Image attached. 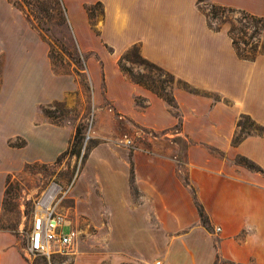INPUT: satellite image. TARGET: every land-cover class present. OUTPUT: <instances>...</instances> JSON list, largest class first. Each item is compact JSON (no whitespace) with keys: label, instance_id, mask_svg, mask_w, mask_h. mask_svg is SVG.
Wrapping results in <instances>:
<instances>
[{"label":"crops","instance_id":"0c3cea01","mask_svg":"<svg viewBox=\"0 0 264 264\" xmlns=\"http://www.w3.org/2000/svg\"><path fill=\"white\" fill-rule=\"evenodd\" d=\"M63 2L78 51L95 54L101 63L86 67L93 107L100 110L104 101L119 119L152 134L148 148L95 146L66 193L73 215L108 235V264H264V175L235 163L244 157L264 172V137L232 144L240 116L264 127V56L240 59L229 28L212 29L201 0ZM204 2L264 17V0ZM94 5L101 8L97 26L86 12ZM133 46L143 59L204 95L174 87L175 114L162 98L121 73L116 60ZM42 49L25 12L0 0L2 86L14 89L15 111L22 106L17 102L31 95L33 79L37 98L41 92L63 100L79 89L45 63L33 64V51ZM109 51L113 66L106 64ZM22 137L40 150L34 159L49 163L66 151L73 128L43 122ZM5 252L0 245V264Z\"/></svg>","mask_w":264,"mask_h":264},{"label":"rangeland","instance_id":"374dc122","mask_svg":"<svg viewBox=\"0 0 264 264\" xmlns=\"http://www.w3.org/2000/svg\"><path fill=\"white\" fill-rule=\"evenodd\" d=\"M6 1L16 4V7L25 12L33 31L43 42L42 53L40 50H35L32 53L33 64L45 63L52 74L61 78H70L79 85V89L69 92L63 100H55L51 94L41 92L38 93L39 98H37V94L34 96L36 86L33 79L31 95L28 94L30 96L20 99L17 103L22 106L15 111L12 107L13 101L18 98L15 99L13 88H3L2 86L5 56H0V245L2 250L6 251L3 263L108 264L105 252L108 235L105 230L94 227L84 217L73 215L74 204L67 194L61 196L58 205L59 212L65 216L67 221L64 231L71 234L70 246L60 252L55 249L56 252L48 257L27 254L29 223L34 201L51 181L57 182L65 188L67 185H72L83 169L90 151L95 146L101 143H115L124 146L140 145L143 148H148L147 145L151 144L152 134L148 131L140 132L129 121L119 119L113 111H109V107L104 101L99 104L100 110H97L98 107H93L92 90L86 67L87 63L93 64V62L101 67V63L95 54L78 51L68 22L67 28H65L56 21L55 12L51 9L54 8V3L48 0ZM24 1L32 3L34 6L41 1L47 2L44 13H40L41 17L45 16V23L41 25L42 30L37 27L32 16L28 13ZM211 6L204 0H201L199 4L201 12L212 29L241 27L237 23L241 18L238 12ZM86 12L91 25L97 26L101 8L98 5L86 7ZM251 31L252 29L247 31V37ZM250 42L257 47V52L260 53L264 47V32L255 35ZM133 47L116 60L121 73L129 81L133 82L126 73V69L131 72L135 80L146 82L153 90L157 89L162 96H169L174 87L183 88L177 79H172L167 74H159L144 63L139 56L137 46ZM241 48L243 47L241 46ZM108 55L106 64L113 66L110 51ZM32 73L39 74V70L33 69ZM46 80H44L45 84L46 82L50 83L49 80ZM196 94L204 95L200 91H197ZM209 96L215 100L219 99L215 95ZM37 99L45 100V103H36ZM136 104L144 106L142 100H136ZM173 112L177 114L176 110ZM43 122L73 128V136L76 128H79L80 134L76 141H73L72 137L69 142L73 146L76 145L77 148L80 145L79 155H67L57 163L56 160L48 163L34 159L40 150L34 144L27 146L22 135L28 127ZM242 123L245 127L244 132L254 131L252 127L248 126V122L242 121ZM241 133L242 131L238 129L236 136H240ZM86 135L89 137L87 140H85ZM49 139L56 140L53 136H50ZM76 142L78 143L76 144ZM156 144L158 143L156 142ZM177 153L179 154V152ZM235 163L247 168L243 163H240L238 157L235 159ZM179 178L184 181V174L179 173ZM132 191L135 193L134 188ZM101 220L104 222L103 215Z\"/></svg>","mask_w":264,"mask_h":264},{"label":"trees","instance_id":"16d2710c","mask_svg":"<svg viewBox=\"0 0 264 264\" xmlns=\"http://www.w3.org/2000/svg\"><path fill=\"white\" fill-rule=\"evenodd\" d=\"M48 1L51 3H54L53 4L54 8H51V9H53V11L55 12L56 21L59 23V25H62L65 28H67L66 8L64 6L63 0H48ZM24 3L26 5L28 13L32 16L37 27L42 30L41 25L45 23V20H44L45 16L41 17L40 13L41 12L44 13L45 9L47 8V2L45 3V2L41 1L40 3H37L35 6H34V4L29 3L27 1H24ZM13 5L16 6V4H13ZM98 6L100 7V5H98ZM211 7H215V6L212 5ZM222 9H224V8H222ZM228 10H230V9H228ZM89 11H90V9H89ZM238 13L241 15V18H240V20L237 21V23H239L241 25V27H239V28L233 27V26L230 27L228 29V35L232 41V45L235 49L237 56L243 60L254 61L258 56H260V55L264 56V47L262 48L261 52L258 53L257 47L250 42V40L255 35H257L261 32H264V17H256L253 15L244 13V12H238ZM251 29H252L251 34L247 37V31L251 30ZM241 46L243 48H241ZM129 50H127L126 52H128ZM137 51L139 53L138 47H137ZM257 54H259V55L257 56ZM141 59L144 63L149 65L152 69H154L159 74H167L172 79H174V77L172 75L165 72L161 68L155 66L154 64H151L150 62L146 61L142 57H141ZM125 71L131 77L133 83L138 84V85L148 89L149 91H151L152 93H154L158 97L162 98L171 107V109L176 110L177 106L174 102L172 94H170L169 96H162L158 93L157 89L154 88V90H153L150 87V85H148L146 82L135 80V78L132 76V74L129 70L126 69ZM177 81L180 84H182L183 88L186 91H188L190 93H197V91L195 89L191 88L186 83L179 81V80H177ZM242 121L248 122V126L252 127L254 131L244 132L245 127L243 126ZM236 125H237V129H240L242 131V133L240 136L235 135L233 137V140H232L233 145H237L242 139H244L247 136L257 135V136L264 137V127L256 124L248 116H240L239 119L237 120ZM79 134H80V129L76 128L75 134L73 136V141H76ZM77 143L78 142H76V144ZM79 153H80V145L77 148L76 145L73 146V144L70 143L68 148L66 149V151L63 152L60 156H58V158L56 159V163L59 162L63 157H65L67 155L78 156ZM238 159L240 160V163H243L249 170H251V171L253 170L255 172H259V173L264 175V172L253 162L249 161L248 159H246L244 157H238ZM197 210H198L199 217L201 219L202 224L206 225V219H205V216L203 214L201 207L197 206Z\"/></svg>","mask_w":264,"mask_h":264},{"label":"built area","instance_id":"2783aa9c","mask_svg":"<svg viewBox=\"0 0 264 264\" xmlns=\"http://www.w3.org/2000/svg\"><path fill=\"white\" fill-rule=\"evenodd\" d=\"M89 139L86 135L85 140ZM51 181L40 192L34 201L30 216L27 254L48 257L67 249L71 244V234L66 229V219L59 212V201L70 188Z\"/></svg>","mask_w":264,"mask_h":264}]
</instances>
